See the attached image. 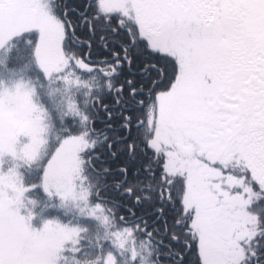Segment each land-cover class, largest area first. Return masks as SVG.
<instances>
[{"label": "snow or ice", "instance_id": "6c2138e0", "mask_svg": "<svg viewBox=\"0 0 264 264\" xmlns=\"http://www.w3.org/2000/svg\"><path fill=\"white\" fill-rule=\"evenodd\" d=\"M0 264H264V0H0Z\"/></svg>", "mask_w": 264, "mask_h": 264}]
</instances>
